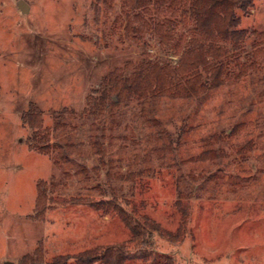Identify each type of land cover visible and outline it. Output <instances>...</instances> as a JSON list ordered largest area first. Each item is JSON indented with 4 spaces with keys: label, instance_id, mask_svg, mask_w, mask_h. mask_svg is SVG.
<instances>
[{
    "label": "rangeland",
    "instance_id": "374dc122",
    "mask_svg": "<svg viewBox=\"0 0 264 264\" xmlns=\"http://www.w3.org/2000/svg\"><path fill=\"white\" fill-rule=\"evenodd\" d=\"M170 4L144 26L128 0H0V264H264V0L245 73L101 103L116 70L178 62L194 21L169 25Z\"/></svg>",
    "mask_w": 264,
    "mask_h": 264
},
{
    "label": "trees",
    "instance_id": "16d2710c",
    "mask_svg": "<svg viewBox=\"0 0 264 264\" xmlns=\"http://www.w3.org/2000/svg\"><path fill=\"white\" fill-rule=\"evenodd\" d=\"M160 0H128L142 25L146 20L142 14L150 13ZM258 0H170L169 25L176 28L179 17L185 22L191 18L194 30L181 51L177 46L175 55L179 60L175 65L162 64L146 60L134 71L125 76L116 70L107 78V88L103 91L101 103L117 105L131 98L148 99L154 96L170 98H189L201 95L220 87L227 76L247 71V65L241 60L244 43L249 32L241 28L243 16H248ZM262 1V0H261ZM160 11H156L158 13ZM163 26H159V30ZM137 31L132 24L127 26V35L135 39ZM234 64V66H232ZM255 64V63H253ZM204 71L208 75H204ZM239 77V76H238ZM30 120L33 127L41 125L42 114L32 108ZM38 138L39 136L36 135ZM40 141H44L40 137ZM200 158L207 159L208 154ZM97 259L94 252H85L79 256H57L50 262L34 264H70L75 260L79 264H92Z\"/></svg>",
    "mask_w": 264,
    "mask_h": 264
},
{
    "label": "water",
    "instance_id": "95a60500",
    "mask_svg": "<svg viewBox=\"0 0 264 264\" xmlns=\"http://www.w3.org/2000/svg\"><path fill=\"white\" fill-rule=\"evenodd\" d=\"M19 6L21 7L23 11H26L28 9V6L24 1H21Z\"/></svg>",
    "mask_w": 264,
    "mask_h": 264
}]
</instances>
